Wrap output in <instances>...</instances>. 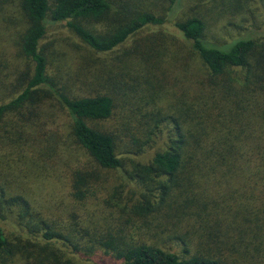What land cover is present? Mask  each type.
I'll return each instance as SVG.
<instances>
[{
    "label": "trees",
    "instance_id": "1",
    "mask_svg": "<svg viewBox=\"0 0 264 264\" xmlns=\"http://www.w3.org/2000/svg\"><path fill=\"white\" fill-rule=\"evenodd\" d=\"M167 1L173 6L181 0ZM128 3L18 0L8 20H16L18 26L16 57L29 62L31 70L18 73L14 64L9 71L7 59L1 56L0 158L30 148L24 116L45 97L54 96L69 118L75 144L98 169L113 172L124 167L115 135L88 124L112 116L113 98L107 94L71 96L56 88L48 75L47 51L41 41L49 25L65 23L91 49L106 53L144 26L163 23L162 18L135 11ZM107 21V31L93 29V24ZM175 26L189 43L191 58L198 59L201 72L196 79L184 75L193 94L189 101L178 97L165 146L146 165L131 161L136 176L156 182L161 191L157 206L145 202L135 211L139 215L158 211L167 218L185 217L193 229L185 235L204 250L189 254L185 248L179 253L132 236L111 232L102 236L96 229L90 233L79 225L69 227L68 232L56 230L34 212L26 196L14 194L9 185L6 188L0 176V220L13 215L22 232L11 241L0 228V264L22 259L31 264V258L35 264H94L91 256L97 252L117 264H264V34L218 44L206 39V25L200 17L186 18ZM15 135H24L21 143ZM133 144L136 155L142 147L136 139ZM4 164L9 165V160ZM102 187L98 171L78 170L71 179L69 196L84 204ZM53 241L71 248L79 260L57 254L50 258L40 242L47 245ZM39 247L45 257L32 256L31 249Z\"/></svg>",
    "mask_w": 264,
    "mask_h": 264
},
{
    "label": "rangeland",
    "instance_id": "2",
    "mask_svg": "<svg viewBox=\"0 0 264 264\" xmlns=\"http://www.w3.org/2000/svg\"><path fill=\"white\" fill-rule=\"evenodd\" d=\"M127 1L131 9L151 12L162 18L163 23L144 26L106 53L91 49L65 23L49 25L41 41L47 51L48 75L56 88L71 96L107 94L113 98L112 116L88 124L115 135L124 167L113 172L98 169L75 144L69 118L52 96L42 99L24 116V124L29 126L30 148L0 158L1 183L6 188L9 185L14 194L26 196L34 212L56 230L85 226L90 233L96 229L102 236L107 232L126 238L132 236L179 253L186 248L193 254L204 248L185 235L193 230L192 222L183 216L167 218L158 211L146 215L135 211V207L145 202L157 206L161 191L156 182L137 177L131 161L146 165L165 146L173 128L178 97L189 101L193 94L184 75L196 79L201 72L198 59L191 58L189 43L175 23L200 17L206 25V39L218 44L248 35L259 36L264 34V0H181L173 6L167 0ZM17 3L18 0H0V59H7L5 65L9 71L16 64L18 73L25 74L31 65L16 57L18 26L16 20L14 23L8 20L9 14L15 13ZM93 27L105 32L110 24L107 21ZM131 50L135 51L133 55ZM14 137L18 141L22 138ZM134 139L142 147L136 155ZM6 160L9 165L4 164ZM78 170H96L103 182L102 189L84 204L73 202L69 196L71 179ZM0 228L11 241L22 233L13 215H5ZM45 243L40 242V247L51 254L50 258L53 254L65 259L74 257L71 248L61 241ZM40 247L31 249L32 256L38 253L45 257ZM91 259L94 264H117L101 252ZM9 264H26V261L13 260ZM31 264H35L33 258Z\"/></svg>",
    "mask_w": 264,
    "mask_h": 264
}]
</instances>
